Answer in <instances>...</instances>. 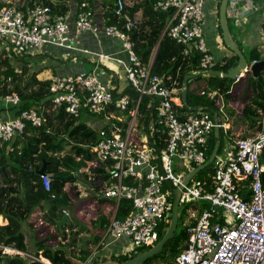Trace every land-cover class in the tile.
Masks as SVG:
<instances>
[{
	"label": "built area",
	"instance_id": "built-area-1",
	"mask_svg": "<svg viewBox=\"0 0 264 264\" xmlns=\"http://www.w3.org/2000/svg\"><path fill=\"white\" fill-rule=\"evenodd\" d=\"M206 0H154L151 7L168 14L161 40L166 38L181 50L183 56L197 52L200 70L206 77L213 76L217 64L206 46L204 28ZM27 0H2L0 4V39L12 54L24 61L34 57L45 46L69 49L70 24L65 16L53 15L42 5L26 7ZM81 4L74 27L78 32L116 38L127 56L125 61L102 53L94 54L97 61L119 64L124 71L135 98L113 93L98 75L96 65L91 72L74 75H56L49 79V98L53 110L78 118L82 110L105 121L97 130V141L90 147L95 156L90 163L98 169L97 180L104 188L101 197L113 203V212L98 247L123 237L130 240V252L140 247H152L161 237V231L171 215L172 189L177 188L194 169L203 165L215 129L229 132L227 119L219 111L221 96L205 88L196 95L216 99V109L179 116L178 88L173 75L161 77L152 73L151 62L143 63L135 53L136 44L130 33L138 29L140 21L124 10V0H116L113 13L123 21L124 31L113 25L98 27L93 13ZM238 6L239 10L234 11ZM228 15L241 21L257 8L250 0H229ZM259 44L264 52V17L258 30ZM87 53V51H82ZM253 60L251 63H257ZM244 73H249V66ZM196 72V71H195ZM240 78H238L239 80ZM237 80V81H238ZM177 89H176V88ZM149 100L151 114L146 129L138 133L139 106ZM6 105L17 106L19 97L4 98ZM113 106L114 111H108ZM215 113H214V112ZM117 112V114H116ZM127 116L124 123L122 116ZM264 115V114H263ZM45 118L31 108L17 117L0 120V147L23 133L26 124L41 127ZM135 130V131H134ZM163 139L164 146L156 152L154 145ZM264 127L251 138H237L223 158L213 161V174L192 178L180 193L179 205L185 208L188 221L187 242L174 264H264ZM190 172L185 174V168ZM108 174L103 180L102 175ZM43 189L50 191L52 176H39ZM129 201L131 212L117 218L122 201ZM194 204L199 207L194 208ZM185 224H188V223ZM90 260V258L88 259ZM87 260V261H88Z\"/></svg>",
	"mask_w": 264,
	"mask_h": 264
},
{
	"label": "trees",
	"instance_id": "trees-1",
	"mask_svg": "<svg viewBox=\"0 0 264 264\" xmlns=\"http://www.w3.org/2000/svg\"><path fill=\"white\" fill-rule=\"evenodd\" d=\"M76 1L78 11L75 13V17L76 14L81 11V4L85 2L83 0ZM34 2H36V0H27L26 7L31 8L35 6L36 4H34ZM153 2L154 0H132L128 5H126L124 2V10L131 18L137 17L136 15L140 16L142 19V24H139L140 26L147 24L153 32H160L164 27L168 14L154 10L151 7V3ZM219 2L217 7L219 6ZM86 3L88 4L86 9L93 13V5L91 0H88V2L86 1ZM115 3L116 0H113L112 2L110 1L111 5L106 7L107 9L103 14L104 24L116 26L120 30L124 31L123 21L116 17L113 13ZM38 5L49 7L53 15L66 17L68 14V9L65 8L63 2L61 1L51 2L49 0H44L42 4ZM218 31L220 32L219 27ZM136 32L137 29L130 33L131 40L135 38ZM156 37H158V35ZM154 41L156 42L157 38ZM1 44H3L2 39H0V102L5 104V97L16 94L19 97L18 105H7L11 110H13L14 117L19 116L21 112L25 110L35 108L37 109L38 114L44 117L46 120L44 125L41 127H33L31 124L27 123L23 133L14 137V139L17 141H15L16 143L10 144V141L0 147V168H4V170L0 171V175L5 176V178L2 180V183L8 186H12L14 183V180L5 170L7 168H10V171L13 175H19L21 174L20 168L30 167V169L38 170L43 167V164H45L44 172L50 174L55 185H57L55 187V194H53V196L58 197L65 195L64 192H62L63 186L68 182H74L77 180L66 181L62 180L61 177L68 176L72 173H78L84 170L90 162L94 161L95 156L91 153L90 147L93 146L97 141V132L94 129L88 128L83 122H81L80 118H73L65 114L62 109L50 111V82L49 80H41L37 77L39 72H37V70L34 68L36 61L26 65L28 62L24 61L22 57L12 54ZM237 44L239 46L238 41ZM155 45L156 44H152V42L149 41L147 44H143L139 48L137 47L134 49L141 62L148 63L149 56ZM199 58V54L194 51L186 57L183 56L181 50L176 47L173 42L164 38L158 45L157 54L152 65V73L163 78L169 74L173 75V78L176 81V87L179 90L178 98L181 101V91L179 88L183 82V78L191 71L195 72L200 70ZM249 59L250 61L260 59V53L258 52L257 48L249 50ZM236 62L237 57L233 55L231 58L226 59L223 65L217 63L213 68V72H226L229 68L235 66ZM233 83L234 82L227 79L210 76L209 80L207 81V90L217 91V93L223 97L224 100H237V98L231 94ZM129 90L130 89H127L126 92ZM249 90H252L253 95L247 96V93H245V98L243 99L244 109L242 111V118L245 121H249L250 124H256L257 122L260 123L262 116L261 113H264V74L256 81L253 80L251 76L247 78V91ZM113 93L115 94L116 91H113ZM133 98H135L134 93ZM216 99L217 97L211 100L206 95L200 97L196 95L195 92H191L189 87L187 89L186 103L188 107H201L206 111L217 110L215 106ZM148 104L149 100L144 99L139 106L140 120L138 127L143 126V130L146 129L148 120L152 118H150L151 110L150 108H147ZM174 108L179 116L190 114L189 109L186 108L182 102H180V106H175ZM108 111L115 112L113 106H110ZM258 123V128H260L261 125ZM54 128H56V135L51 133ZM223 136V131L220 130V145L217 155H219L222 150ZM242 138H246V136L244 135ZM162 140V138L159 139L157 144L154 145L156 152H159L160 148L164 146V142ZM215 141L216 139L213 133L212 141L210 142L205 161L209 159ZM9 144L12 151L7 149ZM19 145L20 148H17ZM13 163L17 164L18 166H15ZM92 171L96 174L98 169H92ZM206 173L213 174V164L200 171L196 177L199 179L204 178ZM101 177L103 180H107L108 174H103ZM36 178L40 180L39 176H36ZM83 178L86 179L87 177L84 175ZM35 187V193L30 191L29 195L24 197V200H22L25 207L27 208L26 210L31 211L34 207L42 202H45L47 205V203L53 199L51 191L45 192L43 188L40 189L39 185H36ZM12 191H15L14 187ZM6 192V187H0V209L3 208L5 215L7 208L6 201L8 198L5 197ZM54 204L61 206V204L58 202ZM50 206L49 211H54V208ZM196 207L199 206L194 205V208ZM185 210L186 209L184 208L183 216H185ZM130 212L131 204L129 201L124 200L120 203L116 216L121 220L129 215ZM167 219L168 222L166 223V227L168 226L170 215L167 216ZM184 219L185 218L178 219V225L173 239L165 244L162 251L158 255L150 258L144 264H150L152 259L158 258L161 259L160 261H162L163 264H174L176 257L186 248V229L189 224H194V221H190L188 224H185ZM49 221L52 224L54 223L52 217H50ZM98 221H100L101 225H103L104 221L106 223L108 220L99 218ZM9 229V225L7 227H0V244L8 247L11 245V243H14L16 244V249L25 251L26 248L23 245L21 237H19V239L7 238ZM164 233L165 231L162 230L160 239L163 237ZM60 234L63 233L60 232ZM58 237L59 233L49 234L46 238V241H36L34 243L36 249V255H34V258L39 259L38 252L41 251L42 257L47 259L50 264H72L71 260L66 258V254L62 248H53L50 244H48L51 241H57ZM98 239L99 238L97 237L95 238V243L98 241ZM150 248L151 247H140L132 251L129 255L111 257V262H123L130 257H133L137 252L146 251ZM82 253L83 254L80 260L85 261L89 252L83 251ZM171 259L173 260L172 263ZM98 260L99 259H92L90 264H95L99 262ZM3 263L25 264L24 260L22 261L18 258L11 259V257L5 254L2 255L0 251V264ZM31 264L43 263L37 260L32 261Z\"/></svg>",
	"mask_w": 264,
	"mask_h": 264
},
{
	"label": "crops",
	"instance_id": "crops-1",
	"mask_svg": "<svg viewBox=\"0 0 264 264\" xmlns=\"http://www.w3.org/2000/svg\"><path fill=\"white\" fill-rule=\"evenodd\" d=\"M1 1L2 0H0V4ZM43 1L44 0H36L34 4H42ZM49 1H61L63 2L65 8L68 9L66 18L70 24V31L68 34L70 40L68 44H70V48L62 49L58 47L45 46L41 51H39L38 54L34 57V61H37L34 68L35 70H37V72H39L37 76L39 79L49 80L52 76L56 75L66 76L74 75L80 72H91L94 67L100 63L99 61H97V58L94 55L96 53L113 55L123 61L127 59V56L123 51L122 44L118 39L106 37L103 34H98L97 36H95L86 32H78L75 29V13L78 11L76 0ZM83 1L88 2V0ZM110 1L112 2L113 0H91L93 5V21L100 28L105 25L103 14L107 9L106 7L111 5ZM131 1L132 0H124L126 5H128ZM218 2L219 0H206L204 7V11L206 14L204 37L206 46L214 57L216 63L223 65L226 59L231 58L233 54L229 50H227V48L221 42L222 39H220V41L217 40V34L219 33L217 17L219 7H217ZM250 2L257 8V10L254 13L250 14L247 18L243 19L244 31L242 33V43L244 47L248 48L249 50L257 48L258 52L260 53L259 61H261L264 60V52L262 51V48L259 44L257 33L259 30L260 20L264 17V0H250ZM208 8L212 10V15H210V18L207 13ZM136 16L139 17L138 15ZM214 16L217 17V20H215ZM242 27L243 26L241 23L239 29H242ZM163 29L160 32H153L147 24H143L137 29L135 38H133L132 40L136 44L135 48H139L143 44H147L149 41H151L152 44H156L153 47L148 60V62H151L152 65L157 54L158 45L161 41ZM157 35L158 37H156ZM156 38L157 41L155 42L154 40H156ZM83 50L87 51V53H83ZM244 74V77L240 78L238 81H234L232 85L231 94L236 98L239 97L243 91L244 93H247V95L253 94L252 90H249L250 94L247 91V78L251 76L250 72ZM97 75L103 83H107L108 86L112 88V91H116L117 94L122 93L133 97V93L131 90L126 92L127 89H130V86L128 81L126 80L123 68L119 64L115 62L105 61L104 63H101L99 65L97 69ZM262 75L263 74H261L260 76ZM186 76H188L190 80H193V83L188 86L189 89L201 86V83L206 84L210 77H206L203 73L201 74L197 71H191ZM179 89L180 91H182V84ZM176 95L178 96V94ZM219 102V105L223 106V111H219V114L227 119L229 126V132H227L226 134L223 132V139L228 146V148H226L222 153L223 156L221 158H223L226 151L233 145L234 140H236L237 138H242V136L244 135L246 136V138H251L255 135L253 133L254 128H256V132H258L264 127V113H261L262 116L260 123L257 122L261 125L260 129L258 128L257 123L250 124L249 121H245L242 118V111L244 109L243 100H224V98L221 97V100H219ZM50 111L55 110L50 108ZM122 117L124 118V123H126L128 121V117L125 115ZM11 118H14L13 110H11L3 102H0V120ZM78 118H80L81 122H83L88 128L94 129L96 132L102 125L105 124V121L100 117L91 115L86 110H82ZM53 130L56 134V128H54ZM12 141L10 144L17 142L15 139H13ZM10 144L7 146V149L9 151H12V149L10 148ZM17 148H20V145ZM90 163L84 170L78 172V175L81 178H83V176L85 175L87 177L86 180H90L92 182V185L94 186L97 180V173H93L92 169L94 168H92ZM13 164L15 166H18L15 163ZM43 166H45V164H43ZM5 170L14 180V183L12 184V186L3 184L2 180L3 178H5V176L0 175V187L7 188L5 197H8L6 201V215L4 214L3 208L0 209V227H7L9 225L10 229L8 230L7 238L19 239V237H21L26 250L20 251L16 249V244L14 243H11V245H9L8 247L0 244V251H2L1 254L3 253L9 256L11 257V259L18 258L22 261L24 260L25 264H31L32 261L27 258H34V255H36L34 243L36 241H46V238L49 234L58 233L59 237L57 241H51L48 244H50L53 248H62V250H64L66 254V258L71 260L72 264H90L92 259H99L98 261L106 263L108 261H111V257L129 255L131 253L129 251L130 240L129 238L125 237L113 242H108L104 247H98L99 240L113 212L112 201L101 198L99 199L98 203H94L93 200H90L88 206L84 204H78V196H86V191L88 190L90 192V189L84 184L79 185L78 183H76L77 181H74L68 182L63 186L62 192H64L65 195L58 196L65 198V200L69 204V208L62 207V205L61 208H59L54 203H52L50 207H53L54 211L50 212L49 208H45L46 203L42 202L34 207L31 211L26 210L27 208L22 202V200H24V197H27L30 191L32 193H35L36 185H39L40 189L43 188V186L40 180L36 178L37 175H35L34 173L24 175L22 174V171L26 170L35 172L37 171V169H30V167L20 168L21 174L19 175H13L10 171V168H7ZM56 186L57 185H55L52 179L50 188L52 196L53 194H55ZM13 187L15 188L14 192L12 191ZM93 211L98 212V214H96V216H94L90 221V218L92 217L90 212ZM21 213H23L24 217H21ZM64 213L69 215L70 223H66L62 226L63 234H60V231L58 229V226L55 224L54 219L59 220ZM42 216H45L46 218L43 219ZM50 217H52L53 219V224L49 221ZM99 218H103V220L107 219L108 221H106V223L104 221V224L101 225V222L98 221ZM189 222L190 221H188V223ZM96 237L99 239L95 243ZM83 251L89 252L85 261L80 260ZM38 256L39 259L34 258L35 260L33 261L38 260L43 264H50L47 259L42 257L41 251L38 252ZM89 258L90 260H88ZM102 258H106V261L104 262L103 260H101Z\"/></svg>",
	"mask_w": 264,
	"mask_h": 264
},
{
	"label": "water",
	"instance_id": "water-1",
	"mask_svg": "<svg viewBox=\"0 0 264 264\" xmlns=\"http://www.w3.org/2000/svg\"><path fill=\"white\" fill-rule=\"evenodd\" d=\"M229 0H220L219 7H218V26L219 30L221 32V39L224 46L231 52L233 55L237 57L236 65L229 68L226 72H219V73H213V76L221 79H227L230 81H237L238 78H242L245 76L244 70L246 69V66L248 65V62L246 60V57L240 50L237 41L234 39L233 35L230 32V28L228 26L227 22V6H228ZM249 72L253 80H258L259 76L261 74H264V60H261L257 63H251L249 66ZM242 75V76H241ZM201 79V78H197ZM193 83V80H190L188 76H185L183 78L182 82V91H181V101L182 104L189 109L190 112L198 111L200 107H188L186 103V95H187V87L190 86ZM214 112V111H213ZM215 113V112H214ZM219 130H214V137L216 139L215 144L213 146V150L211 152V155L209 159L201 166L197 167L196 169L192 170L182 181V183L175 189H172V196H173V202H172V208H171V215L170 220L168 223V226L164 229L165 233L163 237L154 244L150 249L142 252H137L133 257H130L129 259L123 261V262H117L113 261L112 264H144L146 261H148L150 258H153L154 256L158 255L165 244L173 239L177 225H178V219H179V198L182 188L188 184V182L194 178L200 171L207 168L209 165H211L217 155V151L219 148ZM4 170L3 167L0 168V171ZM34 173L37 176H42L44 172V166L40 168L39 170L32 172V171H26L23 170L22 174H32ZM62 180L66 181H73L77 180L87 186L90 190L93 189L92 182L90 180H86L84 178H81L78 173H72L68 176L61 177ZM262 181L264 186V174H262ZM58 202L63 207H69L68 202L65 200L64 197H54L51 201L48 202V204H52ZM55 224L58 226V229L60 232H62V226L66 223H70V217L68 214L64 213L63 216L56 220L54 219ZM95 264H106L101 261L95 263Z\"/></svg>",
	"mask_w": 264,
	"mask_h": 264
},
{
	"label": "rangeland",
	"instance_id": "rangeland-1",
	"mask_svg": "<svg viewBox=\"0 0 264 264\" xmlns=\"http://www.w3.org/2000/svg\"><path fill=\"white\" fill-rule=\"evenodd\" d=\"M227 10L229 11V10H231V9H229V8H227ZM239 10V8H238V6H236L235 7V9H234V11L235 12H237ZM207 13H208V15H209V18H210V15H212V10H210V8H208V10H207ZM138 18V20L140 21V24H141V21H142V19H141V17L139 16V17H137ZM214 18H215V20H217V17L216 16H214ZM228 19H227V22H228V26H229V28H230V32H231V34L233 35V37H234V39H236L238 42H239V46H240V49L242 50V53L244 54V56L246 57V60H247V62H248V64H250V59H249V49L248 48H246V47H244V45H243V43H242V33H243V31H244V25H243V23H244V20H242L241 21V23H242V29H238L237 28V26H236V20L233 18V17H231V14H229L228 15V17H227ZM139 27H140V25H139ZM217 29V28H216ZM219 32V31H218ZM208 35H210V34H208ZM207 35V36H208ZM207 36H206V38H207ZM217 36H218V38H217V40H219L220 41V32L217 34ZM3 40V39H2ZM3 42H4V40H3ZM222 42V41H221ZM3 47H5L6 48V45L5 44H1ZM228 50V49H227ZM26 62H28L26 65H28V64H30L31 62L30 61H27L26 60ZM35 61H33V63H34ZM105 61H100V64L101 63H104ZM35 63H37V61L35 62ZM263 76V75H262ZM245 81V80H244ZM232 82H234V81H232ZM197 84V83H196ZM201 86H197V87H194L193 89H189V90H191V92L193 91V92H195V94L196 93H198V92H201L204 88H205V84H203V83H201L200 84ZM247 92V91H246ZM248 93L250 94V91H248ZM251 95H253V94H251ZM248 96V95H247ZM245 98V93H244V91L240 94V96L239 97H237V99H239V101H242L243 99ZM249 100V99H248ZM248 100H246V101H248ZM135 131V130H134ZM144 130H143V126H140V128H138V133H141V132H143ZM257 129L256 128H254V130H253V133L254 134H256L257 132ZM51 133L53 134V135H56L55 134V131L54 130H52L51 131ZM226 148H228V146H227V143H225V141H224V139L222 138V150H221V152H220V154H219V157L221 158L222 156H223V151L226 149ZM185 174H188L189 172H190V169H189V167H187V168H185ZM76 183H78L79 185H81L82 183H80V182H76ZM71 184V183H70ZM93 187H95V188H93V189H91L90 190V192L87 190L86 191V193H87V195L86 196H78V193H77V196H78V200H77V202H78V204H84V205H89V202H90V200H93V202L94 203H98V201H99V199H101L100 197H101V190L104 188V186H103V184L101 183V181L100 180H96V182H95V185L93 186ZM91 193V194H90ZM49 206L50 205H48V203H47V205L45 206V208H49ZM56 206H58L59 208H61V206H59V205H56ZM65 208H69V207H65ZM183 211H184V208H182V206L179 208V218L180 219H182V218H185L184 219V221H185V223L187 222V218H188V214H186L185 213V216H183ZM71 212H72V210H71ZM91 213V215H92V217L90 218V221H91V219L94 217V216H96V214H98V212H96V211H93V212H90ZM21 215V217L23 216V213H21L20 214ZM42 218L44 219V218H46L45 216H42ZM188 223V222H187ZM130 243V242H129ZM2 252V251H1ZM3 254V253H2ZM27 259H29V260H31V261H33V260H35L34 258H27ZM101 260H103L104 262L106 261V258H102ZM161 259L160 258H158V259H152L151 260V263L150 264H163L162 263V261H160ZM173 262V260L171 259V263ZM106 263H108V264H112V262L111 261H108V262H106Z\"/></svg>",
	"mask_w": 264,
	"mask_h": 264
}]
</instances>
